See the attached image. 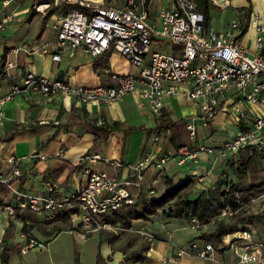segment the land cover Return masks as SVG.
<instances>
[{"label":"built area","instance_id":"built-area-1","mask_svg":"<svg viewBox=\"0 0 264 264\" xmlns=\"http://www.w3.org/2000/svg\"><path fill=\"white\" fill-rule=\"evenodd\" d=\"M115 2L109 0L97 5L87 0H31L30 11L42 18L48 16L45 24L53 37L33 45L30 52L49 55L53 62H57L62 54L72 56L76 51L90 58L114 51L121 54L136 72L113 74V84L94 86L74 85L47 75L28 73L0 97V121L4 117L3 105L26 91L47 99L60 96L80 104L104 106H113L131 95L138 108L146 107L155 117L163 113L166 99L183 98L193 108V112L183 119L191 143L195 141L198 126L207 127L215 118L221 101L224 102L223 112L230 115L233 123L240 127L249 115V124L219 146L199 144L191 150L185 145L174 153L164 152L161 156L149 150L139 161L126 165L130 175L124 178L86 169L85 184L72 191H63L57 182L44 179H41L45 185L44 194L21 190V179L29 172L20 169V157L9 156L5 159L9 171L0 174V185L12 194L9 203L0 205L7 215L31 211L52 219L57 211L62 210L69 213L71 225L79 227L85 234L99 229L121 231L101 222L100 217L123 204L133 203L134 191L141 188L144 171L149 167H163L173 159L179 164L196 162L198 153L226 159L246 146H254L264 153V27L258 13H252L248 22L255 32L254 45L250 49L240 41L242 25L238 19L230 20L219 29L210 22L202 27L203 16L198 12L195 0H123L114 6ZM224 2L229 3V0ZM210 3L218 6L216 0H210ZM9 17L2 19L0 30ZM162 37L172 42L171 49H154L156 44L160 45ZM164 142L165 136L160 132H154L150 137V146L161 147ZM35 156L44 159L41 154ZM80 160L110 162L95 153L86 154ZM122 165L121 162L114 163L117 168ZM208 175L209 171L195 175V183L202 182ZM258 200L264 204V193L250 200V208ZM234 214L236 211L224 209L218 217ZM214 223L215 219H211L200 225L192 219L189 226L204 232ZM132 231L150 244L156 240L144 228ZM20 237L26 239L20 248L21 253L41 246L23 234ZM219 247L232 250L233 264H264V229L250 228L227 234ZM216 251L210 242L201 245L193 242L188 247L176 249V255H193L224 264L217 259Z\"/></svg>","mask_w":264,"mask_h":264},{"label":"crops","instance_id":"crops-1","mask_svg":"<svg viewBox=\"0 0 264 264\" xmlns=\"http://www.w3.org/2000/svg\"><path fill=\"white\" fill-rule=\"evenodd\" d=\"M87 1L97 5L107 2L106 0ZM122 1L116 0L114 6L120 5ZM232 1L229 0V3H226L224 0H216L218 6H214V9L217 11L218 19L212 18L211 11L209 21L215 28H222L233 19H238L244 27L246 24L243 17L246 16L249 22L252 13L255 12L258 13L264 27V19L260 16L264 12V0H248V4L244 6L247 15L243 14L242 18H239L238 8L232 6ZM30 5L31 0H0V22L10 16L8 22L4 24V28L0 30V58L6 51L4 75L0 77V97L4 96L13 84L28 73L47 75L49 78L68 81L74 85L94 86L113 84L111 80L113 74L123 75L136 72V69L121 54L114 51H108L95 58L87 57L76 51L72 56L62 54L57 62H53L49 55L31 53L33 45L51 39L53 33L44 24L40 38L36 39L37 33L43 26V18L30 11ZM31 13L34 15L31 20L27 21L26 19ZM33 23L37 25L32 28ZM254 39L255 32L247 24L245 32L240 36V41L245 47L252 49ZM223 103V101L220 102V109L215 119L209 123V131L204 132L205 137H197L194 142L186 145L179 141H176L175 144L165 135V142L161 147H158L150 146V137L154 132H157L155 120L158 117L150 114L146 107L138 108L131 95L123 97L113 106H104L97 103L80 104L73 99H64L60 96L47 99L41 95L24 91L2 107L4 117L0 121V133L10 131L12 128H23V130L16 132L10 141L0 143V174L5 175L9 171L10 166L5 161L7 157H20V169L24 173H29L21 179L19 188L34 194L45 193V180L57 182L63 191H72L81 187L85 184L84 171L86 169L104 171L110 176L124 178L130 175V170L126 165L139 161L149 150L154 155L161 156L164 152L166 154L174 153L179 147L185 145L189 149L195 150L199 144L219 146L231 139L240 128L229 119L224 118L227 113L223 112ZM245 106L249 109L248 104L245 103ZM256 108L260 110V108ZM192 112V106L183 98L165 100L163 113L171 119H184ZM178 114H181L180 117H174ZM93 122H96L97 125L118 122L122 126L110 131L104 139L95 141L96 136L90 131V125ZM247 124H249V115L248 119L241 123L244 127ZM128 126L143 128L129 131L126 129ZM85 142L90 146L81 152L77 146ZM107 146H112L110 153L115 156L109 153ZM95 147H98V150H92ZM91 153L108 158L110 162L104 163L100 160L96 163H89L80 160L84 155ZM37 154L43 155L44 159L36 157ZM238 157V154H233L226 159H221L210 154L198 153L196 162L189 161L179 164L173 159L163 167L151 166L159 168L157 169L159 171L152 170L151 167L146 169L140 190L155 196V183L159 179H162L164 183L165 178L171 179L175 184L190 180L192 182L188 188H192L196 192L212 189L225 165L237 160ZM117 162H121L123 165L117 168L114 166V163ZM227 167L230 178L235 179L230 167ZM207 171H209V175L206 179L195 183V175ZM11 199L12 194L9 190L0 185V205L9 203ZM157 220L161 223V229L159 231L149 230L155 234L156 240L151 244L152 250L146 253L144 264H217L193 255L178 257L176 249L188 247L193 242L201 245L206 241L198 239L197 230L192 229L185 222L178 220L179 222L172 224L171 220H164L165 223H163L161 219H153L152 223ZM134 225L148 230V222L137 221L134 222ZM50 227L51 225L47 224L44 216H39L31 211L16 212L14 216H9L0 209V255L4 245L14 243L13 239L17 233L19 237L20 234H23L26 238L37 241L48 252H50V244L62 238V248L56 253V256L59 259L64 249L68 250L71 247L73 264H95L97 254L100 264H127L123 260L124 255L121 251L125 243L124 235L113 240H106L108 232L105 230L85 234L78 227L72 226L71 229H65L55 236H50L48 233ZM74 237L81 240L84 245L82 248L75 250ZM91 239H94L96 248L94 249L91 245L90 248L94 250L89 248L88 252L85 246ZM25 243V238H21V241L17 242L18 249L9 253L6 264H55V261L49 256L46 259L42 257L38 261H35L34 256L25 258L38 248L41 249V246H38L21 253L20 248ZM216 257L224 264H233L235 260L229 247L217 248ZM0 264L4 263L0 261Z\"/></svg>","mask_w":264,"mask_h":264},{"label":"trees","instance_id":"trees-1","mask_svg":"<svg viewBox=\"0 0 264 264\" xmlns=\"http://www.w3.org/2000/svg\"><path fill=\"white\" fill-rule=\"evenodd\" d=\"M106 1L108 2L109 0ZM195 2L198 12L203 16L202 27H206L210 21V12L214 8V5L210 3V0H195ZM74 6L75 5H68V7ZM33 15L34 13L29 14L26 20H31ZM47 18L48 16L44 17L42 20L43 26L36 35L37 40L42 34ZM246 26L247 24L242 27V33L245 32ZM5 62L6 51L3 52L0 58V77L4 75ZM180 125L184 126V120L182 118L171 119L165 113H162L161 116L155 120V129L157 132L162 133L164 136H168L169 140L174 143L178 141L177 135ZM119 126H122V124L118 122H112L108 125H97L96 122H93L90 125V131L96 136L95 141H99L101 138L104 139L106 134L110 131L119 128ZM142 128L143 127L140 126L126 127L129 131L141 130ZM239 128L243 129L245 127L240 125ZM22 130L23 128H12L10 131L0 133V143L10 141L16 132ZM237 154L239 155L238 159L229 164L227 163L222 169L214 188L199 190L192 197V195L187 192L192 181L188 180L180 184H175L171 179L165 178V190L160 196L148 195L147 192L139 188L134 191V201L132 204H123L118 209L100 217L101 222L109 224L111 227H118L122 229L121 231L109 229H99L98 231L105 230L108 232L106 240H113L122 234L127 236L121 248L124 255L123 260L127 264H144L146 253L149 251L151 244L144 239H138V234L136 235V233L132 231L144 228H138L134 225V222L137 221L152 222L153 219L163 218L164 220H183L190 224L191 220L195 219L200 225H203L209 223L211 219H215L213 227L207 231L200 232L197 237L198 239L212 243L215 248H218L222 244V239L227 234L258 227L256 224L258 222L262 223L264 220V211H259L255 214L250 213L251 209L249 203L250 200L264 193V180L259 183H253L252 181L244 182L241 179L248 173H251V176H256L259 171H264V153L258 151L254 146H246ZM227 166L230 167L235 179L230 178L227 172ZM262 202L263 201H261V204ZM224 209L236 211V214L226 218L218 217L220 212ZM46 220L47 224L51 225L48 231L50 236H55L65 229L72 228L69 213L66 211H57L52 219ZM262 224L261 229H264V223ZM144 229L147 230L146 228ZM152 234L155 236L154 233ZM101 241L102 239L100 242ZM17 249V243L4 245L1 251L0 261L2 263H7L9 253ZM95 264H100L98 254L96 255Z\"/></svg>","mask_w":264,"mask_h":264},{"label":"rangeland","instance_id":"rangeland-1","mask_svg":"<svg viewBox=\"0 0 264 264\" xmlns=\"http://www.w3.org/2000/svg\"><path fill=\"white\" fill-rule=\"evenodd\" d=\"M232 6L233 7H235V8H238L237 9V11H238V13H239V18H242L243 16V14H245L246 13V15H247V10L244 8V6L245 5H247L248 3H247V0H233L232 2ZM212 14H211V16H212V18H215L216 20L218 19V17H217V15H216V10L213 8L212 10ZM260 16H261V18L262 19H264V12L262 13V14H260ZM213 21H215V20H213ZM243 21L245 22V24H248V21H247V19H246V16H244L243 17ZM34 25H37L36 23L34 24H32V28H33V26ZM38 34V33H37ZM166 48L167 50H169V49H171L172 48V42L168 39V38H166V37H162L161 38V41H160V45L159 44H156L155 46H154V49L156 50V49H161V48ZM177 104V103H176ZM180 115L181 114H178V115H175L174 117H180ZM224 118L227 120V119H229V121H232V119L230 118V115H226V116H224ZM215 119V118H214ZM212 122V121H211ZM210 122V123H211ZM208 126V125H207ZM207 131H209V126L208 127H206V128H204V127H202V126H198V132H197V135H196V137H195V139L198 137H205V134H204V132H207ZM177 138H178V141L179 142H181V143H183V144H186V145H189L190 144V138H189V136H188V134H187V132H186V130H185V127L183 126V125H180L179 127H178V135H177ZM89 143H83L82 145H81V143L77 146V148H78V150H80L81 152H82V150H84V148H89ZM112 147V146H111ZM111 147H109V146H107V148H108V150H109V153L111 152V150H112V148ZM85 149V150H86ZM92 150H94V151H96V150H98V147H95V148H93ZM111 154V153H110ZM111 155H114V154H111ZM115 156V155H114ZM151 168H153L152 170H155V171H159V170H157V169H159V168H155V167H151ZM242 181H244V182H249V181H252L253 183H259L260 181H262V180H264V171H259L258 173H257V175L256 176H251V173L249 174H247L243 179H241ZM164 183L162 182V179H159L158 180V182H156L155 183V185H154V193H155V196H160L162 193H163V190H164ZM187 192L190 194V195H192V197H193V195L194 194H196L195 192L196 191H193V189L192 188H188L187 189ZM258 203H261V200H258V201H256V202H254L253 204H254V206L253 207H251L250 209V213H252V214H255V213H257V212H259V211H264V205H262V204H260L259 206L257 205ZM263 203V202H262ZM257 205V206H256ZM162 220V222L163 223H165L164 222V219L162 218L161 219ZM177 221L178 220H176V219H171V222H172V224H174V223H177ZM180 221H182V222H185V221H183V220H180ZM179 222V221H178ZM186 223V222H185ZM72 224V223H71ZM262 223H257L256 225L258 226V227H256V228H261L262 227V225H261ZM186 225H189L188 223H186ZM74 226V225H73ZM76 227V226H75ZM79 228V227H78ZM148 230H151V231H159L160 229H161V223L157 220L156 222L154 221L153 223L152 222H148ZM198 232V231H197ZM86 234H88V233H86ZM199 234H200V232H198V236H199ZM122 235H124V234H122ZM122 235H119V236H122ZM137 235V234H136ZM137 237H138V239H142L140 236H138L137 235ZM75 239H74V241H73V246H74V248H75V250L76 249H80V248H82L84 245H83V243H81V240L80 239H78L77 237H74ZM126 238H127V236H125L124 235V240L126 241ZM19 241H21V238L19 237V235L17 234V233H15V238L13 239V242L14 243H17V242H19ZM88 244L85 246V248L88 250V252H89V248H90V246L92 245L93 247H94V249L96 248L95 247V242H94V239H91V240H89L88 242H87ZM61 244H63V240H62V238H60V239H58V240H56V241H54V242H52L51 244H50V252H48V250H45V247H43L42 245H41V249H37V250H35V251H33V252H31L30 254H28L25 258H27V257H29V258H31L32 256H34L35 257V261H38V260H40V258H42V257H44L45 259L46 258H48V256L50 257V258H52L54 261H55V264H73L74 263V261H73V259H72V249H71V247H69L68 248V250L67 249H64V251H63V253L59 256V259L57 258V254L56 253H58L60 250H61V248H62V246H61ZM65 246V245H64ZM72 246V247H73ZM94 249H91L90 248V250H94ZM74 250V249H73ZM42 251V252H41ZM85 262H86V259L84 260ZM86 264V263H85Z\"/></svg>","mask_w":264,"mask_h":264}]
</instances>
